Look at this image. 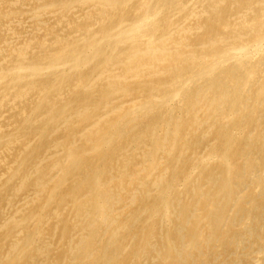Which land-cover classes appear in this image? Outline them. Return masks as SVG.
<instances>
[{"label": "bare ground", "instance_id": "1", "mask_svg": "<svg viewBox=\"0 0 264 264\" xmlns=\"http://www.w3.org/2000/svg\"><path fill=\"white\" fill-rule=\"evenodd\" d=\"M0 264H264V0H0Z\"/></svg>", "mask_w": 264, "mask_h": 264}]
</instances>
